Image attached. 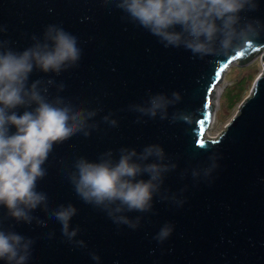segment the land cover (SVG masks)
I'll return each instance as SVG.
<instances>
[{
    "label": "water",
    "instance_id": "95a60500",
    "mask_svg": "<svg viewBox=\"0 0 264 264\" xmlns=\"http://www.w3.org/2000/svg\"><path fill=\"white\" fill-rule=\"evenodd\" d=\"M253 2L256 9L241 16L259 22V36L231 52L199 56L183 46L166 48L113 0H0V27L6 28L0 31V42L9 41L14 51L30 47L33 36L43 40L50 25L77 38L81 56L74 66L59 75L34 70L29 84L52 79L50 99L59 96L76 108L98 110L90 121L98 125L91 135L77 133L57 143L43 165L47 174L37 190L48 194L49 207L32 215L46 224L16 223L0 207L5 228L35 241L29 264H97L89 255L93 252L99 264H264V0ZM255 58L262 71L249 94L224 129L207 136L215 114L214 87L232 64L244 66ZM61 83L64 88L58 90ZM173 92L181 100L169 107L168 119L129 110L150 94L171 98ZM177 112L189 119L173 121ZM110 113L117 121L114 127L103 121ZM150 144L160 145L177 167L165 174L161 186L168 199L157 195L150 212L127 213L142 217L138 228L114 224L76 194L68 172L77 158L96 162L111 150L118 159L122 147L140 152ZM213 154L217 167L208 177L201 172L194 178L192 170L207 167ZM69 203L77 208L71 227H79L76 239L85 241L86 248L69 243L51 216V209ZM166 223L173 231L159 243L153 237Z\"/></svg>",
    "mask_w": 264,
    "mask_h": 264
},
{
    "label": "clouds",
    "instance_id": "9594fccd",
    "mask_svg": "<svg viewBox=\"0 0 264 264\" xmlns=\"http://www.w3.org/2000/svg\"><path fill=\"white\" fill-rule=\"evenodd\" d=\"M127 18L154 36L167 48L181 47L194 55L204 56L216 51L228 53L259 36L258 21H246L241 13L254 11L253 0H113ZM179 28V30H177ZM0 31H6L3 26ZM34 43L23 51H14L9 41L0 42V207L6 209V219L16 223L46 224L33 216L38 208L49 207L48 194L37 190L38 181L46 173L43 165L54 145L62 143L77 133L85 137L98 127L92 121L98 110L76 108L62 97L49 98L52 79H37L29 84L34 70L59 75L80 59L77 38L55 25L47 27L43 40L32 37ZM63 90L64 85H56ZM181 100L178 92L171 98L158 93L149 95L143 104L129 105V110L142 116L168 119V109ZM23 109L22 114L18 111ZM182 112L173 114L172 120L187 121ZM110 126L117 121L111 113L103 117ZM137 122H140L138 118ZM15 131H12V129ZM215 154L209 165L193 169L192 176L201 172L208 177L217 167ZM68 179L76 194L86 204L105 212L116 225H126L135 230L141 216L130 218L127 213H148L153 199L161 193L165 174L177 165L165 155L158 144L146 145L142 151L122 147L118 159L113 151L101 154L98 161L79 157ZM147 175L148 179L141 177ZM175 200V196L172 197ZM182 204L183 201H176ZM77 208L69 203L51 209V216L61 225L66 240L79 248L85 241L76 239L79 227L72 228L71 220ZM170 224H164L153 237L163 243L172 233ZM49 237L53 233L48 234ZM35 241L9 226L0 223V261L4 264H29ZM99 264L100 257L89 253Z\"/></svg>",
    "mask_w": 264,
    "mask_h": 264
},
{
    "label": "rangeland",
    "instance_id": "374dc122",
    "mask_svg": "<svg viewBox=\"0 0 264 264\" xmlns=\"http://www.w3.org/2000/svg\"><path fill=\"white\" fill-rule=\"evenodd\" d=\"M261 71L262 65L259 58H255L244 66L234 63L228 68L219 83L221 93L218 107L215 108L214 120L206 131L207 136H216L224 129L226 123L236 112L238 104L249 94L254 79ZM234 101L235 104H233Z\"/></svg>",
    "mask_w": 264,
    "mask_h": 264
},
{
    "label": "bare ground",
    "instance_id": "6f19581e",
    "mask_svg": "<svg viewBox=\"0 0 264 264\" xmlns=\"http://www.w3.org/2000/svg\"><path fill=\"white\" fill-rule=\"evenodd\" d=\"M220 93H221V89H220L219 84H218L214 87V90L212 92V99H211V103L215 106V108L218 107V99H219ZM214 112H215V110H214ZM213 120H214V118H213Z\"/></svg>",
    "mask_w": 264,
    "mask_h": 264
},
{
    "label": "snow or ice",
    "instance_id": "6c2138e0",
    "mask_svg": "<svg viewBox=\"0 0 264 264\" xmlns=\"http://www.w3.org/2000/svg\"><path fill=\"white\" fill-rule=\"evenodd\" d=\"M219 75H220V73L217 72V73H216V76L219 77ZM213 87H214V85H213ZM202 123H203V121H201V124H202ZM214 142H215V141H214ZM198 143H199V146H200V147H203V146H204V141H203L202 139H201Z\"/></svg>",
    "mask_w": 264,
    "mask_h": 264
},
{
    "label": "trees",
    "instance_id": "16d2710c",
    "mask_svg": "<svg viewBox=\"0 0 264 264\" xmlns=\"http://www.w3.org/2000/svg\"><path fill=\"white\" fill-rule=\"evenodd\" d=\"M238 96H240V95L238 94ZM238 96H237V98H238ZM237 98H236V100H237ZM236 100H235V101H236ZM235 101H234V103H233V104H235ZM233 104H232V105H233Z\"/></svg>",
    "mask_w": 264,
    "mask_h": 264
}]
</instances>
